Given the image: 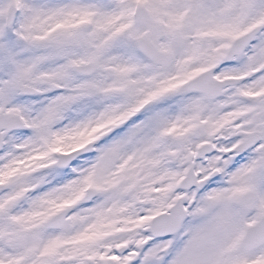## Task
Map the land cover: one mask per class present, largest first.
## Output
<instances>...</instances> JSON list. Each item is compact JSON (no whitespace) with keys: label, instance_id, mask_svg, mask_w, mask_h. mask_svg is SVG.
<instances>
[{"label":"snow or ice","instance_id":"6c2138e0","mask_svg":"<svg viewBox=\"0 0 264 264\" xmlns=\"http://www.w3.org/2000/svg\"><path fill=\"white\" fill-rule=\"evenodd\" d=\"M0 264H264V0H0Z\"/></svg>","mask_w":264,"mask_h":264}]
</instances>
